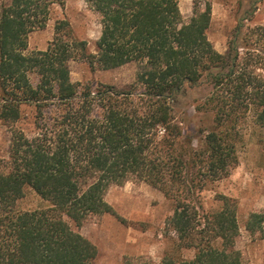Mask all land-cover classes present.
I'll list each match as a JSON object with an SVG mask.
<instances>
[{
	"label": "trees",
	"instance_id": "obj_1",
	"mask_svg": "<svg viewBox=\"0 0 264 264\" xmlns=\"http://www.w3.org/2000/svg\"><path fill=\"white\" fill-rule=\"evenodd\" d=\"M85 1L102 27L95 53L67 20L46 50L29 51L30 35L66 0H0V120L11 130L0 168V264H97V246L77 229L117 217L106 195L133 181L174 207L166 226L175 238L158 264H249L236 246L237 202L217 195L212 209L203 193L229 177L248 132L264 159V26H246L263 0L238 18L225 53L207 36L210 2L186 23L180 0ZM76 61L140 69L134 85L118 89L73 82ZM24 106L35 109L32 136L16 127ZM27 188L48 206L19 211ZM245 228L264 239V208Z\"/></svg>",
	"mask_w": 264,
	"mask_h": 264
},
{
	"label": "rangeland",
	"instance_id": "obj_2",
	"mask_svg": "<svg viewBox=\"0 0 264 264\" xmlns=\"http://www.w3.org/2000/svg\"><path fill=\"white\" fill-rule=\"evenodd\" d=\"M253 0H180V10L188 23L195 9H204L206 2L212 6L211 25L207 31L215 49L225 53L229 39L235 32L238 18L251 10ZM253 19L247 27L264 26V0L254 10ZM67 20L75 36L88 43L91 53L96 52V43L102 27L98 16L88 7L85 0H66L62 6H55L50 20L43 30L33 32L29 37V51L46 50L55 36L58 21ZM140 66L129 63L115 70L91 68L85 62H71L73 82H93L115 86L118 89L136 83ZM34 85L38 77L31 75ZM35 109L23 107V119L16 125L27 135L35 132ZM196 126L193 124L190 129ZM11 130L0 120V168L9 160ZM217 195H225L237 202L238 219L241 228L236 246L249 264H264V239L253 238L246 230L245 223L250 213L264 208V159L258 137L248 132L239 152V162L228 178L210 185L203 193L207 207L218 209L214 201ZM107 202L114 208L117 217L104 215L91 218L77 229L99 250L97 264H137L145 258L158 264L172 247V237L167 231V220L173 215V204L159 190L141 182H129L124 186H113L106 195ZM43 201L32 189L27 188L25 196L17 205L19 211H34L46 208ZM192 258L193 252H184Z\"/></svg>",
	"mask_w": 264,
	"mask_h": 264
}]
</instances>
